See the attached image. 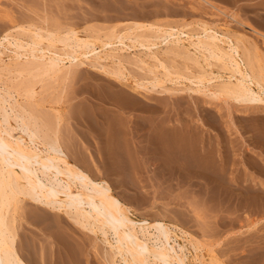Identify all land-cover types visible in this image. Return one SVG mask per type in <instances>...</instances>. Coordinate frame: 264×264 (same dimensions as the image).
<instances>
[{
    "label": "rangeland",
    "instance_id": "374dc122",
    "mask_svg": "<svg viewBox=\"0 0 264 264\" xmlns=\"http://www.w3.org/2000/svg\"><path fill=\"white\" fill-rule=\"evenodd\" d=\"M132 21L189 23L187 28L195 31L207 23L244 37L264 60V0H0V38L6 32L27 36L19 25L60 32L72 28L96 36ZM169 47L163 42L153 50L184 75L202 71L192 55ZM119 53L125 62L123 77L89 59L53 74L42 73L32 58L10 62L4 55L0 90L27 112L58 121L81 167L108 180L137 217L160 216L192 234L200 242L202 264H211L212 255L223 264H264V103L214 95L203 87L193 90L198 86L188 81L139 87L136 80L152 76L140 60L153 64L155 59L143 47ZM212 63L220 70L218 62ZM107 67L112 70L115 64ZM226 79L207 86L217 87ZM125 145L132 146L131 152ZM257 199L258 206L253 204ZM12 209L17 244L27 259L34 264L68 259L44 226L53 214L43 215L26 200L13 203ZM74 237L82 241L72 256L75 264H110V248L99 236L75 229Z\"/></svg>",
    "mask_w": 264,
    "mask_h": 264
},
{
    "label": "bare ground",
    "instance_id": "6f19581e",
    "mask_svg": "<svg viewBox=\"0 0 264 264\" xmlns=\"http://www.w3.org/2000/svg\"><path fill=\"white\" fill-rule=\"evenodd\" d=\"M159 23L132 21L122 28L114 24L109 31L96 36L72 28L60 32L25 29L19 25L16 28L28 32L27 36L10 32L3 34L0 38V59L4 55L9 57L10 62L32 58L43 69L42 73L53 74L72 64L82 65L89 59L98 63L105 72L123 77L126 76V68L119 51L143 47L149 50L155 62L150 64L145 58L140 60L148 66L152 76L145 82L136 80L139 87L146 88L150 84L153 88L165 82L188 81L198 86L193 90L207 88L214 95L264 103V60L254 47L248 46L247 39L207 23H202L196 31L187 28L189 23ZM163 42L170 45V50L192 55L202 71L184 75L173 70L167 65L169 62L165 63L153 50L154 46ZM58 45L61 51L56 49ZM1 48L9 49L10 53L6 54ZM212 60L220 64V70H214ZM110 63L115 64L112 70L107 67ZM160 70H163L162 75H159ZM220 78L227 79L217 87L207 86V83ZM1 92L0 264H34L23 255L17 244L16 210L12 209V205L20 200L28 201L45 216L53 214V219L44 226L58 252L69 259L65 257L61 264H75L72 256L80 250L79 246L82 247L77 244L82 241L77 242L74 237L75 229L85 236H99L110 248V252L106 249L110 264H117L118 261L124 264H202L198 255L200 242L195 241L192 234L160 216L152 217L153 220L137 217L108 180L96 179L81 167L69 141L60 134L58 121L54 123L50 116L41 118L34 112H27L18 101H11V96ZM29 92L33 93V90ZM123 148L131 152L132 146L125 145ZM211 170H214L213 167ZM257 195L254 194L253 198ZM257 201L253 200V204L258 206ZM201 213L197 215L203 217ZM68 219L73 222V228ZM251 222L256 223V219ZM42 247L44 249L46 243ZM50 247L53 250L52 245ZM210 263L223 264L215 255L211 256Z\"/></svg>",
    "mask_w": 264,
    "mask_h": 264
}]
</instances>
